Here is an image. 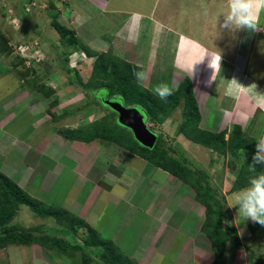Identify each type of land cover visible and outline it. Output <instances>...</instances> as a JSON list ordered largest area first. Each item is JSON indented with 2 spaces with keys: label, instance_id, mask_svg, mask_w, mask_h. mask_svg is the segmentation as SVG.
I'll list each match as a JSON object with an SVG mask.
<instances>
[{
  "label": "rangeland",
  "instance_id": "rangeland-1",
  "mask_svg": "<svg viewBox=\"0 0 264 264\" xmlns=\"http://www.w3.org/2000/svg\"><path fill=\"white\" fill-rule=\"evenodd\" d=\"M1 1L5 3L0 7V166L4 171L30 196L45 203L73 208L136 264H214L215 252L210 251L211 245L201 226L206 204L195 199L190 185L129 153L126 143L117 144L103 137L84 142L66 137L63 132V128L91 126L106 117L111 108L100 102L93 103L83 89L69 83L68 73L60 69L66 64L63 61L66 55L67 66L86 81L89 76L93 78L95 57L82 49L71 51L66 38H61L52 25L55 18L67 30L74 31L78 41L95 50L94 55L111 50L123 61L139 66L137 69L146 72L147 79L138 83L135 78V84L154 92L156 85L167 83L175 90L189 74L183 68L184 64L189 65V56H180L179 66L172 65L174 56L170 53L163 57V62L153 63L154 50L158 51L163 42L157 38L158 44L154 45L150 40L153 26H156L153 33L157 35L165 24L162 8L167 0H107L105 9L94 3L97 0H0V5ZM215 2L206 4L204 0L195 4L193 0H174V7L188 17L193 7L201 5L204 13L206 7L210 13L224 12V5L217 6ZM115 8L121 11L116 13ZM150 9L155 13L156 25L142 15L141 28L135 26L138 33L131 38L129 20L136 18L133 11L149 14ZM129 13H133L131 17ZM174 17L175 20L180 18ZM126 20L128 24H122ZM187 31L193 35L197 33L199 42L207 37L205 30L193 24ZM242 32H236V40L232 39L233 34L222 31H217L219 36H213L212 48L235 68L236 76L233 74V80L222 86L221 103H215L211 95L218 84L215 79L214 87L212 83L205 85L204 74L199 77L198 72L192 85L201 129L225 130L227 137L235 126H240L244 140L249 141L264 137V107L253 111L249 108L251 99L261 104L258 96L264 93V62L259 57L261 49L255 51L252 44L241 43L244 34L246 37L248 34L247 30ZM3 44L10 47L8 53L2 51ZM178 52L176 48L174 53ZM200 53L197 48L198 57ZM40 82L53 88V92L44 95L41 85L37 86ZM242 91L251 98L246 96L243 103L248 107L247 112L225 103ZM101 92L107 95L105 89ZM183 108L181 100L173 110H167L163 121L149 118L148 127L164 137L166 148L175 147L188 156L191 167L206 172L214 200L224 201L221 199L224 197L226 201L228 210L223 225L235 226L240 239L249 229L251 237L244 238L239 245L228 241L233 246L229 248L232 252L225 254L226 264H264V226L243 219L237 207L228 206L232 193L237 191L230 190L245 155L233 157L228 151L222 154L208 148L197 150L202 147L188 143L177 133ZM67 109H72L71 113H67ZM112 118L111 115L106 122L111 123ZM115 127L118 134L131 131L124 126ZM239 183L241 188L245 187L248 179L240 178ZM12 223L33 228L31 235L46 242L56 233L55 228L65 227L52 217L38 216L25 204L20 205ZM75 233L76 238L82 240L88 234L85 227L78 228ZM192 238L199 240L195 244L199 252L192 251L191 247L187 249V242ZM151 244H155L154 248L149 247ZM1 246L5 247L0 250V264H84L79 257L84 253L89 258L86 264H107L87 247L76 250L75 256L52 250L39 241L26 245L5 242ZM234 247L241 253H233Z\"/></svg>",
  "mask_w": 264,
  "mask_h": 264
},
{
  "label": "trees",
  "instance_id": "trees-1",
  "mask_svg": "<svg viewBox=\"0 0 264 264\" xmlns=\"http://www.w3.org/2000/svg\"><path fill=\"white\" fill-rule=\"evenodd\" d=\"M52 25L61 38H66L69 46H71V51L82 49L86 54L95 57L91 71L93 78L89 76L85 81L76 70L67 66L68 56L65 55L63 61L66 64H63L60 69L68 73L70 84L83 89L86 96L90 97L93 103L100 102V104L106 106L105 99L116 98L123 101L124 105L137 106L149 118L157 121H163L167 110H173L176 104L183 100L184 108L182 121L177 128L178 135L180 134L190 139L195 144L203 145L213 152L216 151L224 154L228 151L233 157H239L244 154L245 158L241 163V168L230 191L241 188L242 185L239 183V179L249 178L248 164L253 162V156L256 152V140L258 139L251 138L249 141H245L240 126H235L228 132L227 137L225 130L212 131L201 129L198 126L201 116L193 91L192 79L189 76H185L181 80L177 88L173 90V94L166 101H161L156 97L154 92L134 83L136 77L133 75V72L134 70L138 71L137 66L123 61L120 57L114 55L111 50L98 52L94 55L96 53L95 50L78 41L74 31L67 30L56 18L52 22ZM9 49L10 47L7 44H3L2 51L4 50L8 53ZM34 74L37 73L34 72ZM33 82L35 84V81ZM40 85L44 91L42 92L43 94L50 95L53 92V88L44 82L37 83L38 87ZM102 89H105L106 96H103ZM91 92L94 94L92 95ZM100 95L103 98H100ZM65 111L71 113L72 109ZM108 113L106 117L98 122H94L91 126L83 129L63 128V132L66 137L84 142L91 141L97 137H103L104 139L115 141L117 144L118 142L121 144L126 143L125 145L129 153L139 155L153 166L167 171L182 180L183 183L190 185L195 191V199L206 204L204 220L201 226L202 231L210 241L212 251L215 252L214 260L216 261H214V264H226L224 256L227 242L231 241L239 245L241 239L235 226L223 225V222L227 218L228 209L225 206L226 201L224 197L221 198L224 201H221L219 198H215L214 200L213 188L209 185L206 172L202 168L191 167L192 162L180 150L173 146L166 148V140L161 135H158L154 146L150 148L138 142L131 131L127 130L118 134V131L114 130V126H116L115 128L123 126L117 122L116 112L112 108L108 110ZM111 115L113 116L112 122H106ZM257 167L258 169L261 168L259 165ZM110 169L116 171L114 166H110ZM21 204L27 205L38 216L52 217L56 221L64 223V228L54 229V232L61 234H52L50 241L46 242L45 239L31 235L30 232L33 231V228H28L19 223L13 224L12 220H14L15 214ZM81 227H85L88 233L84 240L76 238L75 232ZM0 228H2L0 232V246L5 242L26 245L30 242L39 241L45 246L49 245L52 250L73 253L75 256L74 252L76 250L87 247L91 249L92 254L94 253L101 257L107 264H136L124 255L112 240L103 238L84 218L71 210L56 204L45 203V201L39 198L30 196L12 177L5 174L2 170H0ZM79 257H81L84 264L89 261L85 253Z\"/></svg>",
  "mask_w": 264,
  "mask_h": 264
},
{
  "label": "crops",
  "instance_id": "crops-1",
  "mask_svg": "<svg viewBox=\"0 0 264 264\" xmlns=\"http://www.w3.org/2000/svg\"><path fill=\"white\" fill-rule=\"evenodd\" d=\"M193 1L195 4H201L204 0H193ZM205 1H206V4H209L210 2H213L214 0H205ZM215 1H216L215 3L217 6H223L224 5L223 8H225V11L227 10V0H215ZM94 3H96L98 6L102 7L103 9H105L107 6V0H101V2H100V0H97V1H94ZM202 8H203L202 5L199 6L198 8L193 7L191 15L188 17V15L185 14L181 9H176L174 7V0H167V3L162 8V13H163V18H164L165 24L162 25L161 32L158 33L157 35H155L156 26H153V29L151 30L152 33L150 35V40L154 41L153 44L154 45L158 44L157 38L159 40L161 39L163 42L161 44V46H158V48H159L158 51L154 50L155 57L153 58V63L163 62V57L165 55H167L168 53H170V55L172 54L174 56L172 65L179 66V57L182 55L183 56L188 55L189 59H190L189 65L184 64L183 68L186 71H188L187 73H189V74H187L185 71L184 72L188 76L190 75L191 79L196 78V76L198 75V72H199V77L203 73L205 80H207L205 82V85L206 84L210 85L212 83L213 87L215 85L214 79L218 82V79H219L220 73L223 69V66H224V64H227L228 68H227V72H226V78H225L224 83L222 85V86H226L227 83L229 82V80L232 79L233 74L235 76V68H233V66L228 63V61L225 59V57L222 54H218V51L216 52L215 49L212 48V45L214 44L213 43V36L214 35L219 36V34H217V31H222L223 34L224 33L233 34L234 37L232 39L236 40L235 36H236V32H238V30H236V31H230L227 29L216 30L217 28H220V24L223 22V15L220 14L221 12L217 13L216 10L214 12L210 13L208 7H206L207 12L204 13V12H202ZM114 11L116 13H118L121 10H119L118 8H115ZM174 12H176V15H178V17H180V18H177L175 20L174 16H176V15H174L175 14ZM129 14H133V13H129ZM134 15L138 16L139 18L137 17V18L133 19L132 21L129 20V31L131 32V35H130L131 38H133V37L135 38L137 33H138V31H134L135 26L137 28H141V25H142L141 17H142V15H144V17L148 16L147 19L152 20L153 24L156 25L157 21L154 17L155 13L153 14V10H151V12L149 14L135 12ZM263 15L264 14L261 11L259 14V27L260 28H258L256 31H251V32L248 31L247 37L244 34V38L241 40V43L248 42L249 44H252L254 46L253 49L255 51H257L258 49H261L262 54L259 57H262L261 59L264 62V20H262L264 17ZM136 20H138V21H136ZM124 23L128 24V21L127 20L123 21L122 24H124ZM192 24L200 27V30L203 29L207 32V34L205 35L207 37H205V39H203V41L199 42L200 38L198 37L197 33H195L193 35L192 33H190V31H187L188 28L192 29ZM213 28H216V29H213ZM133 31H134V33H133ZM153 31H155V32L153 33ZM242 31H243V29H241V34L243 33ZM157 32H159V30ZM240 36H242V35H240ZM155 37H156V39H155ZM227 38H228V42H229L230 38L229 37H227ZM234 40H232V41H234ZM225 44H228V46L230 45L229 43H225ZM220 45L223 47V50H224L223 43ZM228 46H226V47H228ZM176 48H179L180 52L174 53ZM197 48H199V50L201 51L200 57H198V55L196 54ZM188 49L191 51H187V52L183 51V50H188ZM255 51L253 53H255ZM219 56L221 57L220 65L217 62ZM252 56L254 57V55H252ZM211 57H213V59H211ZM191 58H194V59L192 60ZM261 59L259 58L260 62H261ZM194 62H196L194 64V71L192 74H190L189 69H190V66ZM210 64L214 65L215 70H213L210 67ZM249 65L250 64L248 62V66ZM213 71H214V74H213ZM214 75H215V78H214ZM236 75H237V73H236ZM212 76H213V79H212ZM235 78H236V76H235ZM209 81H211V82L209 83ZM253 87L254 86L251 84V88H253ZM255 91H256V89L254 87L253 92H255ZM211 95H212L213 101L215 103L216 102L221 103V101L223 100L222 88L219 89L217 92V86H215L214 92H213V94L211 93ZM246 96H248L250 98V96L246 94V91H242L232 101H229V102L225 101V103H227V106L231 105L234 108H236V107L239 108L241 105H243ZM256 97H257V95H256ZM258 97L261 98V104H258V102L255 99H254V101L251 100V103L249 105L250 110H252V111L257 110L259 107L261 108L264 105V93H262ZM251 108H253V109H251ZM186 140L188 141V143H190L192 145L202 147V148H197V150H199V151H201L203 148H205L203 145L195 144L190 139L186 138ZM187 151H188V149H187ZM0 170H2L5 174H7L4 171L3 166H0ZM113 172L117 173V169H116V171H113ZM63 208H66V209L74 212L73 208H68L65 206ZM201 225H202V221H201ZM248 231H249V229H248ZM248 231H247L246 236H241L242 240H244V238L246 239V238L251 237V235H250V233H248ZM176 233H177V231L175 232V234ZM153 237H151V240L153 239ZM201 237L199 239H201ZM198 241L199 240H196L195 238L194 239L192 238L191 241L188 240V242H187L188 248L187 249H189L191 247L192 251L193 250L198 251L196 249V246H195L196 242H198ZM209 244H210V241H209ZM154 245L155 244H151V245H149V247L152 246L154 248ZM232 246H233L232 243L227 242L226 251H225L226 256L228 255L229 252H232L229 249ZM234 248H236V250H234L233 253H235L236 251L238 253H241V251L238 249V247H234ZM0 250H4V249H0ZM210 251L212 252L211 247H210ZM226 256H224V258H226L225 260H228V258Z\"/></svg>",
  "mask_w": 264,
  "mask_h": 264
},
{
  "label": "clouds",
  "instance_id": "clouds-1",
  "mask_svg": "<svg viewBox=\"0 0 264 264\" xmlns=\"http://www.w3.org/2000/svg\"><path fill=\"white\" fill-rule=\"evenodd\" d=\"M4 5L5 3L1 1L0 7ZM261 11H264V0H227V10L220 13L223 15V22L220 24V28L230 31L241 29L249 32L256 31L260 28L259 14ZM131 15L132 14H130V16ZM211 59H213V57H211ZM220 60L221 57L219 56L217 61L219 65ZM195 63L196 62L190 66L189 70L191 74L194 71ZM210 67L215 70L214 65L210 64ZM133 75L136 77L138 83H142L145 79H147V73L143 70H134ZM210 82L211 81H209V83ZM153 91L161 101H166L167 98L173 94V88L167 83L156 85ZM124 128L126 129L125 126ZM256 142V152L253 156V162L248 164V172L250 173L248 183L245 187H242L232 193V202L228 204V206L237 207L238 215H241L243 219H250L252 222L259 223L264 226V169H258L257 167L258 165L264 166V137L259 138ZM4 247L5 246H1L0 249Z\"/></svg>",
  "mask_w": 264,
  "mask_h": 264
},
{
  "label": "water",
  "instance_id": "water-1",
  "mask_svg": "<svg viewBox=\"0 0 264 264\" xmlns=\"http://www.w3.org/2000/svg\"><path fill=\"white\" fill-rule=\"evenodd\" d=\"M104 102L117 113L118 122L130 129L138 142L150 148L154 146L158 135L148 128V115L144 111L137 106L124 105L118 99H105Z\"/></svg>",
  "mask_w": 264,
  "mask_h": 264
},
{
  "label": "bare ground",
  "instance_id": "bare-ground-1",
  "mask_svg": "<svg viewBox=\"0 0 264 264\" xmlns=\"http://www.w3.org/2000/svg\"><path fill=\"white\" fill-rule=\"evenodd\" d=\"M153 10V9H152ZM136 11H133V13H135ZM150 12H151V9H150ZM131 17V16H130ZM138 16H136V18H137ZM139 18V17H138ZM133 19H135V17L134 18H131L130 20L132 21ZM136 21H138V20H136ZM158 24V23H157ZM134 31H137L136 30V28H134ZM227 68H228V65L227 64H224V66H223V69H222V71H221V73H220V76H219V79H218V84H217V92H218V90L219 89H221L222 88V85H223V83H224V80H225V78H226V72H227ZM233 78V77H232ZM233 80V79H232ZM246 94H247V92H246ZM247 95H249V94H247ZM252 100V99H251ZM254 101V100H253ZM258 107V106H257ZM263 107H264V105H263ZM247 108L248 107H245V105L243 104V105H241L240 107H239V111H241V109H243L244 111L246 110V112H247ZM251 109H253V108H251ZM252 111V110H251ZM241 113V112H240ZM247 115V114H246Z\"/></svg>",
  "mask_w": 264,
  "mask_h": 264
}]
</instances>
